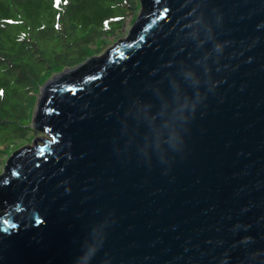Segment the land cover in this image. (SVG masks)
<instances>
[{
  "label": "water",
  "instance_id": "water-1",
  "mask_svg": "<svg viewBox=\"0 0 264 264\" xmlns=\"http://www.w3.org/2000/svg\"><path fill=\"white\" fill-rule=\"evenodd\" d=\"M141 4L42 91L0 264H264V0Z\"/></svg>",
  "mask_w": 264,
  "mask_h": 264
},
{
  "label": "trees",
  "instance_id": "trees-1",
  "mask_svg": "<svg viewBox=\"0 0 264 264\" xmlns=\"http://www.w3.org/2000/svg\"><path fill=\"white\" fill-rule=\"evenodd\" d=\"M127 6V0H0V156L14 140L47 135L32 128L38 93L54 75L92 58L96 40L121 28ZM136 8L143 9L141 0ZM18 152L5 155L0 179Z\"/></svg>",
  "mask_w": 264,
  "mask_h": 264
},
{
  "label": "rangeland",
  "instance_id": "rangeland-1",
  "mask_svg": "<svg viewBox=\"0 0 264 264\" xmlns=\"http://www.w3.org/2000/svg\"><path fill=\"white\" fill-rule=\"evenodd\" d=\"M128 1V6L125 8V16H124V23L123 25L121 26V28L112 36H109V37H106L104 39H101V38H98L96 40V45L99 47L98 48V52L95 53L92 57H100L101 55H103L107 50L108 48H110L111 46H113L118 40H123L125 39L128 34H129V31L130 29L132 28L135 20L137 19L138 15H139V12H140V9L139 8H136V0H127ZM93 49H96V48H93ZM89 60V59H87ZM86 60V61H87ZM85 61V62H86ZM84 62V61H83ZM82 62V63H83ZM73 68H68V69H65L62 73L60 72L59 74H56L54 76H59L61 74H63L64 72L66 71H69V70H72ZM53 76V77H54ZM51 77V79L53 78ZM43 91V90H42ZM41 91V93H42ZM41 94L38 93V96H37V99H36V106H37V103L39 101V98H40ZM36 106L34 107V113H35V109H36ZM34 113H32V115H34ZM40 139V140H43V141H49V138L47 135H32V136H28L26 137L25 139L23 140H14V143L11 144L8 149L5 151V153H3L4 151L1 152V154L3 156H0V164L3 162V160L5 159V155H9L11 154V152L14 150L17 151L25 146H28L30 148H33V141H28V139ZM6 161V160H5ZM3 167H4V164L0 166V171L3 170Z\"/></svg>",
  "mask_w": 264,
  "mask_h": 264
},
{
  "label": "snow or ice",
  "instance_id": "snow-or-ice-1",
  "mask_svg": "<svg viewBox=\"0 0 264 264\" xmlns=\"http://www.w3.org/2000/svg\"><path fill=\"white\" fill-rule=\"evenodd\" d=\"M160 2V0H157V3H159ZM167 13V8H165L164 10H163V12L161 13V18H163L164 17V15ZM13 227H16V225H12Z\"/></svg>",
  "mask_w": 264,
  "mask_h": 264
}]
</instances>
